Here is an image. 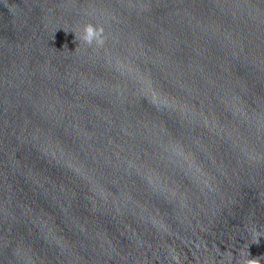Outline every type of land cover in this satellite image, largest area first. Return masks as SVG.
<instances>
[{"label": "water", "instance_id": "water-1", "mask_svg": "<svg viewBox=\"0 0 264 264\" xmlns=\"http://www.w3.org/2000/svg\"><path fill=\"white\" fill-rule=\"evenodd\" d=\"M0 264H264V0H0Z\"/></svg>", "mask_w": 264, "mask_h": 264}, {"label": "clouds", "instance_id": "clouds-1", "mask_svg": "<svg viewBox=\"0 0 264 264\" xmlns=\"http://www.w3.org/2000/svg\"><path fill=\"white\" fill-rule=\"evenodd\" d=\"M80 39L85 45L92 46L94 44L97 47H103L106 41L103 27H97L91 23L82 26ZM252 231L256 234L257 238L260 237L256 228H253Z\"/></svg>", "mask_w": 264, "mask_h": 264}]
</instances>
